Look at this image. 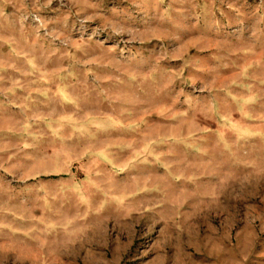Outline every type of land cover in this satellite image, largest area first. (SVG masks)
<instances>
[{
    "label": "clouds",
    "instance_id": "clouds-1",
    "mask_svg": "<svg viewBox=\"0 0 264 264\" xmlns=\"http://www.w3.org/2000/svg\"><path fill=\"white\" fill-rule=\"evenodd\" d=\"M0 264H264V0H0Z\"/></svg>",
    "mask_w": 264,
    "mask_h": 264
},
{
    "label": "rangeland",
    "instance_id": "rangeland-1",
    "mask_svg": "<svg viewBox=\"0 0 264 264\" xmlns=\"http://www.w3.org/2000/svg\"><path fill=\"white\" fill-rule=\"evenodd\" d=\"M230 127L236 134H238L241 137H245V136L250 135L249 129L242 127L241 125H239L237 123H233L232 125H230ZM145 151L147 152V151H149V149L146 147Z\"/></svg>",
    "mask_w": 264,
    "mask_h": 264
}]
</instances>
